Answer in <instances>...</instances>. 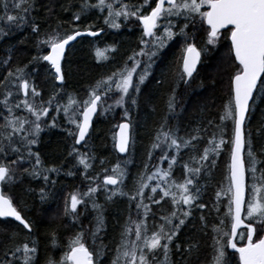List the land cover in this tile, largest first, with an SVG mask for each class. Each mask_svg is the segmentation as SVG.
I'll use <instances>...</instances> for the list:
<instances>
[{
	"label": "snow or ice",
	"instance_id": "snow-or-ice-1",
	"mask_svg": "<svg viewBox=\"0 0 264 264\" xmlns=\"http://www.w3.org/2000/svg\"><path fill=\"white\" fill-rule=\"evenodd\" d=\"M34 3L35 0H12L11 7L16 12L13 15L9 14L7 0H3L4 15L0 16V21L5 22L9 30L12 26L22 27L30 22L25 14L32 10ZM93 9L101 13L106 11L103 22L109 28H120L121 19L134 18L138 21L142 26L141 47L128 57L131 65L126 61L122 68L98 80L89 88L87 97L82 100L69 94L66 102L61 103L59 93L55 92L47 101L43 99L38 101L41 93L31 82L30 74L25 68L17 67L15 71H7L0 80V88L3 89L0 93L3 97L0 99V105L7 113L3 115L4 123L0 125V218L11 217L31 232L30 223L3 190L5 186H10L14 182L17 170L15 166L30 163L31 168H25L24 171L34 177L43 176L45 182L49 181L47 173L60 171L57 167L45 168L39 153L32 151V146L37 144L39 134L43 130L42 118L49 115L50 108L55 106V111H62L68 124L73 126L68 130V135L73 138V146L68 155L74 157L87 172L92 167L91 161L95 157L89 153H81L75 146L81 145L82 142L87 144L86 137L98 109L108 111L114 106L124 107L126 98H131V104L136 105L137 100L131 96V92L138 94L141 91L140 86L150 75L154 58L175 37L183 38L175 75L178 82L186 85L193 78L202 51H206L208 45L215 46L224 38L230 41L229 55L235 70L230 77V98L224 105L220 120L222 123L229 120L232 122L231 139L223 138V128L218 141L214 133L202 154L190 156L189 162L183 165L184 179L177 182L172 177L177 157H170L169 150L174 149L179 153L183 147L195 151L196 145L192 141H197L200 137L199 135H193L190 139L179 137L177 135L179 129L170 125L166 117L155 135L148 158L151 160L153 152L159 149V160L168 161L167 169L155 167V171L149 173L148 165L145 164L144 171L134 181L131 194L117 187L124 184L127 175L121 163L112 167L111 174H107V169L104 170L106 174L102 183H97L98 175L86 176L90 181L87 191L69 194L65 199L64 215L78 216V205L87 206L91 202L97 216L96 225L88 233V237L95 244L98 233L103 228V214L102 206L96 203L94 197L99 189L102 188L105 193H109L108 186H114L106 199L111 200L117 194L127 195L130 203L135 202L140 218L132 219L130 216L122 226L111 264H170V245L191 216L193 206L199 209L206 207L204 203H197L201 189L195 187L194 178L199 177L202 170L208 167L205 162L209 161L211 155H219L223 146L230 145L227 186L216 192L217 204L214 205L219 213L220 198L226 197L227 210L224 218L218 217L219 222L213 224L211 228L213 243L210 264H264V168H257L261 161L257 159L253 150L250 136L246 139L244 129L246 113L250 109L249 101L254 100V93L257 91L264 94V0H142L139 4L125 3L124 0H96V3L83 0L80 11L74 13V19L79 21L82 15ZM92 27L89 25L84 31L74 29L63 34L53 29L44 38L38 39L37 44L38 50L43 45L50 51L34 57L33 60L46 61L54 69L55 80L63 82L61 61L66 46L83 35L98 36L99 32L92 30ZM189 28L192 29L191 41L187 31ZM31 30L38 33V26L34 22H31ZM200 31L205 33L203 49L198 48L194 42L195 33ZM7 34L5 28L0 27V36ZM114 51V48L97 49L96 56L98 59L107 60L106 53ZM10 60L9 56L3 64L7 65ZM175 91L173 88L166 101L170 113L175 109ZM116 93L119 95L105 108L106 99L110 98V94ZM20 94L23 95L22 99ZM16 110L28 113L33 119L16 115ZM124 116L128 117L127 109ZM50 126L56 125L53 123ZM117 127L119 132L114 135V146L120 153H125L129 148L131 122L120 123ZM13 154L15 159H11ZM123 163L126 165L127 161ZM214 164L213 160L212 165ZM68 175H72V172H68ZM150 181H156L155 185H151ZM193 187L195 191L192 190ZM146 189H150V194H146ZM156 196L160 198L156 199ZM46 198L47 193L41 189V199ZM165 198L170 199L171 211L161 214L159 218L161 222L150 227L148 219L152 210L145 200L160 205ZM200 220L202 227L207 228L203 215ZM241 229L243 231H240ZM85 235L83 230L77 232L68 240L67 250L63 252L59 262L49 258L47 264H97L101 249L91 250L87 246ZM12 239L14 240L15 236ZM56 246L54 236L53 247ZM196 248V244H191L187 251L191 252ZM176 249L180 251V245H176ZM228 249L233 251L229 252ZM160 253L163 254V259H158ZM36 254L35 242L32 246L24 242L6 249L0 264H36Z\"/></svg>",
	"mask_w": 264,
	"mask_h": 264
},
{
	"label": "trees",
	"instance_id": "trees-1",
	"mask_svg": "<svg viewBox=\"0 0 264 264\" xmlns=\"http://www.w3.org/2000/svg\"><path fill=\"white\" fill-rule=\"evenodd\" d=\"M7 2L9 14L15 15L16 12L11 7L12 0ZM89 2L96 3V0H89ZM82 3L83 0H35L32 10L25 14L29 23L19 28L12 26L9 30L5 22L0 21V27H4L8 32L7 35L0 36V80L8 70L15 71L17 67L25 68L30 74L31 82L41 93V96L37 98L38 101L40 99L47 101L53 93L58 92L61 103H64L69 94L80 100L86 98L89 88L98 80L122 68L126 61L131 65L128 57L136 51L135 47L140 44L141 39L138 36L140 34L138 21L134 18L121 19L120 28H109L103 22L106 11L101 13L96 9L82 15L81 19L76 21L74 13L80 11ZM2 15H4L3 0H0V16ZM31 22L38 26V33L32 32ZM89 25L93 26L92 30H102V33L94 37L80 38L67 49L61 63L64 80L61 85L56 84L49 65L43 60H33L34 57L48 52V48L43 45L38 50V39L44 38L53 29L63 34L70 33L74 29H86ZM187 31L191 41L192 29L189 28ZM199 35L200 38H205L203 31L196 32L194 42L203 49L202 40L197 37ZM227 44L221 41L218 47L209 45L210 48L202 51V59L189 83L186 85L183 82H176L180 85L175 91L174 112L170 113L166 105L175 81L174 53L165 62H161L154 76L140 86L141 91L138 94L131 92V96L137 100L136 105L131 104V98H126L124 107L114 106L108 111H104L103 108L98 109L86 138L87 144L75 146L81 153H89L90 156L95 157L91 161L92 167L87 172L74 157L68 155L73 146V138L68 135V130L73 126L68 124L62 111H55V106L50 108L49 115L42 118L43 130L39 134L37 144L32 146V151L39 153L45 168L57 167L60 171L47 173L49 181L45 182L43 176L34 177L24 171L25 168H31L30 163L25 162L15 166L17 170L14 182L10 186H5L3 190L30 223L31 232L12 220L0 219V259L4 258L6 249L24 242L32 246L35 242L36 264H47L49 258L59 262L63 252L67 250L68 240L83 230L86 233L87 246L91 250L101 249L97 264H111L122 226L130 216L132 219L140 218L137 215L135 202L130 203L127 195L119 194L108 200L106 196L114 187H108L109 193H105L102 188L99 189L94 199L102 206L103 228L93 244L88 233L96 225L97 212L92 209L91 202L87 206L78 205V216H65V199L72 192L87 191L90 181L86 179V176L98 175L97 183H102V178L106 174L104 170L107 169V174H111L112 167L117 163H121L127 173L124 184L117 187L131 194L134 181L144 171L145 164L148 165L149 173L158 166L160 150L153 152L151 160L148 158V152L159 126L166 117L170 125L179 129L180 137L184 134L190 135V138L193 135H199V140L192 141L199 154L202 151L197 145L207 146L208 140L214 133L218 138L222 127L220 116L226 101L230 98V77L235 70ZM107 48H114L115 51L106 53L107 60L98 59L96 50ZM9 56L11 60L4 65L3 61ZM2 92L3 89L0 88V93ZM118 95V93L110 94L104 107L112 104ZM2 98L0 95V99ZM20 98L22 99L21 94ZM125 109L128 110V117L124 116ZM6 114L3 106L0 105V125L4 123L3 115ZM16 115L28 116L31 119V116L22 110H16ZM249 116L250 122L246 124L245 121L244 126L245 137L247 139V136H250L253 150L257 159L261 161L257 168H264V152H262L264 150V94L255 92L247 114V117ZM53 118H55L54 121ZM121 120L131 122V140L129 151L125 156L118 155L114 149V132L117 123ZM53 123L55 127L50 126ZM232 132L233 125L229 121L224 139L230 140ZM229 154L230 145L223 146L219 155H212V161L215 157L217 159V166L210 168L209 176L205 177V169H203L199 177L194 178L195 187L201 189L197 203H204L206 207L199 209L193 206L191 216L170 245V264H210L213 243L211 228L213 224L218 223L214 210V205L217 204L216 192L221 190L223 177H226L228 173ZM176 155L178 153L174 149L169 150L170 157ZM181 156L182 158L177 157V163L172 169V177L177 182H182L184 179L183 165L189 158L188 155ZM11 159H15V154L11 156ZM125 161H127L126 165L123 163ZM167 166V160L162 162V169H167ZM68 172H72V175H68ZM52 181L55 183L53 184ZM155 183L153 181L150 184L154 186ZM195 187L192 188L193 191ZM41 189L47 193L45 200L41 199ZM145 192L150 194V189H146ZM226 200V197L220 198V201L225 203ZM145 203H148L152 210L148 219L150 227L154 226V223L161 222L159 219L161 214L171 211L169 198L162 200L160 205L151 204L148 200H145ZM211 210H214L213 214ZM201 215L205 217L204 223L208 225L207 228L202 227ZM13 236H15L14 240ZM54 236L56 247H53ZM191 244H196L197 248L188 252V246ZM176 245H180V251H177ZM158 259H163L162 253L159 254Z\"/></svg>",
	"mask_w": 264,
	"mask_h": 264
},
{
	"label": "flooded vegetation",
	"instance_id": "flooded-vegetation-1",
	"mask_svg": "<svg viewBox=\"0 0 264 264\" xmlns=\"http://www.w3.org/2000/svg\"><path fill=\"white\" fill-rule=\"evenodd\" d=\"M142 0H124V2L125 3H131V4H135L136 2H141ZM154 6V5H153ZM120 22V24L122 23V21L120 20L119 21ZM139 23V22H138ZM139 28H140V34H138V36H139V38L141 37V35H142V26L139 24ZM205 34V33H204ZM198 38H200V35L199 36H197ZM196 38V37H195ZM202 41H201V45H203L204 47H205V40L203 39V38H200ZM199 39V40H200ZM197 40V39H196ZM221 41H223V42H225V44H227V42H228V44H227V46L230 44V41H228L227 39H224V38H222L217 44H216V46L218 47V46H220V43H221ZM227 41V42H226ZM182 45H183V38L182 37H179V36H177V37H175L173 40H171V41H169L168 42V44H167V46L165 47V48H163L162 50H160V52H159V54H158V56L157 57H155L154 58V62L152 63V67H151V74H150V76H148V78L145 80V81H147L148 79H150L152 76H154V74H155V71L158 69V67H159V65L161 64V62L162 61H166L167 59H169V57L172 55V53H174V55H175V57H174V65H175V69H177V60H178V58L180 57V55H181V47H182ZM138 47V48H137ZM140 47H141V45L140 44H138L136 47H135V49H136V51H139V49H140ZM198 47V46H197ZM199 48V47H198ZM207 48H210L209 47V45L207 46ZM203 54V53H202ZM201 54V58H200V61H201V59H202V55ZM200 61H199V63H200ZM198 66H199V64H198ZM198 66H197V68H198ZM197 68H196V70H197ZM139 71V70H138ZM174 72L176 73V70H174ZM193 76H194V74H193ZM134 79H135V77H134ZM174 79H175V81H174V83H173V88H175V89H178L179 87V85H180V83H179V85H176V82H177V78H176V75L174 74ZM182 83V82H181ZM243 230V229H242ZM230 252V251H229Z\"/></svg>",
	"mask_w": 264,
	"mask_h": 264
},
{
	"label": "rangeland",
	"instance_id": "rangeland-1",
	"mask_svg": "<svg viewBox=\"0 0 264 264\" xmlns=\"http://www.w3.org/2000/svg\"><path fill=\"white\" fill-rule=\"evenodd\" d=\"M50 70H51V68H50ZM51 74L53 75V77H54V73L52 72V70H51ZM150 74H151V70H150ZM150 76V75H149ZM176 85H178V83L176 84ZM131 91V90H130ZM23 98V97H22ZM50 111V110H49ZM222 114H223V112H222ZM221 114V115H222ZM31 119H33L32 117H31ZM250 116L249 117H247V119H246V124H248L250 121ZM230 121V120H229ZM229 121H224L223 123H222V127L221 128H223V138H226V125H228V123H229ZM177 135H178V133H177ZM179 136V135H178ZM219 137L218 138H216L217 139V141L219 140V138H220V136H221V132H220V134L218 135ZM180 137V136H179ZM181 137H183L184 139H190V135H188V134H184V135H182ZM249 138V136H247V139ZM251 143H252V141H251ZM83 145V144H82ZM252 146H253V144H252ZM197 147H198V149H200L202 152H203V149L206 147V146H198L197 145ZM254 149V148H253ZM202 152H201V154H202ZM181 155H185V157L188 155L189 156V158H190V156H192V155H200L199 154V152L197 153L196 152V150L195 151H193L191 148H181V150L179 151V153H178V155H176V157H181L182 158V156ZM230 155V154H229ZM159 156H160V154L158 155V158H159ZM189 158L188 159H186L185 160V163H188L189 162ZM212 155L210 156V158H209V161H206L205 162V164L206 165H208V167L207 168H205V177H208L209 176V174H210V168H215L216 166H217V159H216V157L214 158V161H215V164H214V166L212 165ZM162 162H164V161H160V160H158V166L157 167H159V168H161L162 169ZM152 171H155V169L154 170H151V172ZM151 182H153V181H150L149 183H151ZM156 182V181H155ZM223 186L222 187H226L227 186V180H226V177L224 176L223 177ZM223 197V196H222ZM217 203V202H216ZM226 205H227V200H226V203H225V201H220L219 202V207H220V211H219V213L215 210V213L217 214L215 217H216V219H217V221H218V217L219 218H224V213L226 212ZM214 210H211V213L213 214V212H214ZM219 222V221H218Z\"/></svg>",
	"mask_w": 264,
	"mask_h": 264
},
{
	"label": "water",
	"instance_id": "water-1",
	"mask_svg": "<svg viewBox=\"0 0 264 264\" xmlns=\"http://www.w3.org/2000/svg\"><path fill=\"white\" fill-rule=\"evenodd\" d=\"M79 30H81V31H84L85 29H79ZM98 32H99V35L102 33V30H98ZM83 37H94V36H88V35H83V36H80V37H77V39L75 40V41H72V42H70V44L68 45V46H66V49H65V52L67 51V49L72 45V44H74L78 39H80V38H83ZM48 51H50V49L48 50ZM47 54V53H46ZM46 62V61H45ZM61 63H62V61H61ZM198 64H199V62H198ZM198 64H197V66H198ZM49 65V64H48ZM50 66V65H49ZM50 68H51V66H50ZM51 70H52V72L54 73V69H52L51 68ZM196 72V71H195ZM194 72V73H195ZM55 82H56V84H58V85H60L62 82H59V81H56L55 80ZM255 94V93H254ZM251 101L252 100H250L249 101V104L251 103ZM98 112V111H97ZM97 114V113H96ZM96 114H94V116H93V119H92V123H93V120H94V118H95V116H96ZM247 114H248V112L246 113V117H247ZM246 121V120H245ZM125 122H129V121H127V120H121L120 122H118V124H120V123H125ZM92 123H91V127H92ZM117 124V125H118ZM117 125H116V128H115V133H114V135L116 134V133H118L119 132V128L117 127ZM91 127H90V129H91ZM90 129H89V131H90ZM89 134V133H88ZM233 134V133H232ZM130 137H131V127H130ZM87 138V137H86ZM82 144H83V142H82ZM81 144V145H82ZM114 145H115V141H114ZM129 145H130V142H129ZM76 146H80V145H76ZM114 149H115V151H116V153L118 154V155H120V156H124V155H126L127 153H128V151L127 152H125V153H120L116 148H115V146H114ZM128 150H129V148H128ZM229 162H230V155H229ZM102 181H103V178H102ZM108 187H114V186H111V185H109ZM0 219H9V220H12V221H14V222H16V223H18L19 224V222L18 221H15L13 218H11V217H7V218H0ZM20 225V224H19ZM22 226V225H21ZM23 227V226H22ZM25 230H27V229H25ZM28 231V230H27ZM230 252H232L233 250H231V249H228Z\"/></svg>",
	"mask_w": 264,
	"mask_h": 264
}]
</instances>
